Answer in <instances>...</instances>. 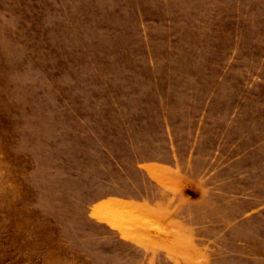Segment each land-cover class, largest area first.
<instances>
[{"label": "rangeland", "instance_id": "obj_1", "mask_svg": "<svg viewBox=\"0 0 264 264\" xmlns=\"http://www.w3.org/2000/svg\"><path fill=\"white\" fill-rule=\"evenodd\" d=\"M0 264H264V0H0Z\"/></svg>", "mask_w": 264, "mask_h": 264}]
</instances>
